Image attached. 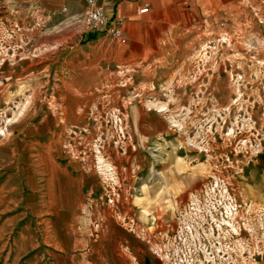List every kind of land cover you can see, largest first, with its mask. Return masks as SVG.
<instances>
[{"label": "rangeland", "instance_id": "rangeland-1", "mask_svg": "<svg viewBox=\"0 0 264 264\" xmlns=\"http://www.w3.org/2000/svg\"><path fill=\"white\" fill-rule=\"evenodd\" d=\"M193 1L163 31L186 46L108 72L0 2V264H264V0ZM97 149L114 180L73 170ZM59 191L78 201L55 221Z\"/></svg>", "mask_w": 264, "mask_h": 264}, {"label": "crops", "instance_id": "crops-1", "mask_svg": "<svg viewBox=\"0 0 264 264\" xmlns=\"http://www.w3.org/2000/svg\"><path fill=\"white\" fill-rule=\"evenodd\" d=\"M7 1L18 2L20 11L24 10L26 14H29L37 21L62 24V28L67 29L69 27L79 32L81 46L86 45L90 48V52L82 55L83 61L90 63L85 68L98 72H108L112 63L120 62L124 65V63L131 61H142L145 53L143 47L151 44L150 40L152 37H159L160 41L156 43L159 47L186 46L188 42H181L183 35L180 32H175L177 40H174L173 38H165L163 31L167 29L179 31L187 29L188 26H193L188 22H179L177 17L179 14H187L192 9L193 5L191 2H194L193 0H97V3L102 6L109 18L121 20V27L126 37L125 42L117 41L107 35L81 29L77 19L84 15L88 7L85 0ZM144 5L148 7V11L139 13L138 9ZM135 70H122L120 74L133 76ZM106 133L108 137L110 133L108 126L106 127ZM112 153L103 154L97 149L90 156V165L84 160L73 170L80 174L88 173V170L97 174L102 172L109 176L113 175L114 180L115 161ZM45 155L49 159L48 162L50 164V166H47L49 179L53 181H51L53 185L61 190L62 187L58 176L65 175L67 179L69 178L71 172L68 170V165H61L60 162L55 160L57 157L62 158L61 153L56 154L48 151ZM86 157L89 156H84V158ZM72 180L74 181L75 179ZM71 185L74 187L73 183ZM77 201L78 199L75 197L66 199L64 194L59 191L56 202H54L55 221L62 220L59 216L70 213L71 208L76 206Z\"/></svg>", "mask_w": 264, "mask_h": 264}, {"label": "built area", "instance_id": "built-area-1", "mask_svg": "<svg viewBox=\"0 0 264 264\" xmlns=\"http://www.w3.org/2000/svg\"><path fill=\"white\" fill-rule=\"evenodd\" d=\"M87 9L84 15L77 19L81 29L95 32L97 34L107 35L108 37L120 42H125L126 37L121 27L120 19L109 18L97 0H85ZM148 11L146 5L138 9L139 13Z\"/></svg>", "mask_w": 264, "mask_h": 264}]
</instances>
